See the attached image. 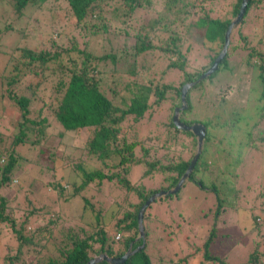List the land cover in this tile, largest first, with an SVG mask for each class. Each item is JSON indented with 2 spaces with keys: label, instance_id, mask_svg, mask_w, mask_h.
Instances as JSON below:
<instances>
[{
  "label": "trees",
  "instance_id": "16d2710c",
  "mask_svg": "<svg viewBox=\"0 0 264 264\" xmlns=\"http://www.w3.org/2000/svg\"><path fill=\"white\" fill-rule=\"evenodd\" d=\"M6 1L17 18L23 17L27 8L31 17L34 16L35 19L41 16L48 20L51 18L50 11L44 7L51 0H0V5ZM55 2L53 8L63 14V17L67 16L70 22V28L67 27L65 32L70 44L61 43L60 40L64 37L62 30L57 31L60 40H54L52 36L46 38L50 42L49 48L41 46L42 43L39 42L33 47L13 44L6 55L4 67L0 70V85L4 84L0 91V115L7 109L3 98L6 99V104L10 101L14 108V114L8 117V124L14 131L10 134V141L0 149V225L7 222L11 231L17 234L18 245L16 253L4 257L3 263L18 264L21 255H26L27 264H86L90 258L100 253L120 257L130 245L134 249L143 243L142 247L120 264H157L156 260L162 258L163 254L159 243L169 245L171 240L176 239V232L179 230L175 231L172 228L171 220H166L165 217H163L165 221L156 218L151 209L157 200H160L159 202L170 200L181 219L178 229L182 230L186 237H190L193 226L192 214L185 205H182L184 200L182 193L188 184L209 191L214 198V206L205 211L201 218L209 216L213 208L214 218L229 211L235 213L238 221L241 214L246 217V208L241 207L243 205L239 199H235L236 185L241 183V168L244 170L246 167L245 158L251 156V150L257 152L259 149L254 143H250L246 149V140L236 133L240 127L239 123L246 115L245 111L232 109L228 113L217 112V109L222 110L226 103H232L224 97L222 89L219 99H215L216 108L212 114L202 113L203 117L198 114L201 113L200 109L210 106V98H203L206 95L201 93L205 82L218 73L230 72L232 70V65L229 64L230 57L237 50L247 52L242 59L244 62L264 70V0L248 1L241 20L231 33L227 52L219 62L217 70L187 91V107L180 113V119L186 124L199 122L205 126L201 153L177 191L161 196L160 199L155 198L147 206L143 215L144 239L139 240L135 238L138 233L137 214L142 204L154 193L170 190L178 183L196 152L197 142L194 134L180 130L174 125L171 113L168 133L173 140L180 138L182 149L173 152L170 158L163 154L161 157L148 160L146 156L151 150L150 144H143L148 135L139 138L133 130L136 126L139 128L138 122L148 115L152 106L162 107L169 103L174 110L180 105L182 85L196 80L210 67L222 49L225 31L239 11L241 0H55ZM224 7L229 13L220 15L219 12H223ZM107 9L113 21L117 22L122 17L126 27H117L120 31L119 42L115 47L117 51L95 54L88 49V45L91 37L98 34V28L106 30L107 23L101 21L104 19L103 10ZM3 12L1 9L0 21L3 22V27H0V34L17 33L19 38L17 43L31 38L30 33L25 34L23 30L27 23L22 27L18 26L17 31L8 21L9 17L4 19ZM137 12L140 14H135ZM111 24L113 23L109 22V25ZM246 27L252 29L251 35L245 32ZM42 34L43 32L37 34L39 39H42ZM234 36L237 37V41L234 40ZM129 38H132V43L127 48H122L120 52ZM191 51L198 52L196 55L198 58L199 52H204L202 57L207 56L206 62L203 63L202 60L195 66L189 63ZM107 60L113 66L120 62L125 63L123 65L126 67L128 77L124 72L119 74L116 80L124 82L123 92L127 93V96L117 94V85L109 88L113 92L112 98L105 93L107 80H104L99 72L100 74L102 72V75L106 72L100 64ZM157 64H162L158 72L155 68L158 67ZM48 70L49 74L61 76L47 96L52 98L51 102H46L37 93L38 86L47 76L44 72ZM169 75H173V78L166 80ZM256 78H259L263 85L261 96H264V73L258 74ZM142 85L148 86L147 94L137 92V87ZM18 86H23V91L16 92ZM108 86H111L110 83ZM35 95H38V99H34ZM116 97H119V101H116ZM36 101H41L42 105L40 108L32 109V104ZM44 110L48 111V115L44 114ZM51 117L61 126L58 135L83 129L88 135L85 147L82 148L85 157L68 159L69 156H66L64 162L60 163V168L68 167V170L74 173L73 181L69 180L65 185L62 183V176L58 179L51 173L49 180L52 181H45L43 184L56 191V199L53 201L55 206H61L64 201L78 197L83 202L81 217H85L88 211L91 214L87 225L64 230L63 227H58L61 224L56 211V215L53 216L54 212L51 213L39 206L33 205L27 209L25 214L27 217L49 214L46 222L51 229L48 230L47 237L37 233L45 238L44 242L57 239L56 232H60L63 246L52 253L44 242L39 243L40 237L35 239L34 233L41 228L27 229L26 225L29 231L18 230L15 217L4 215L10 197L8 198V193H1L2 189L13 188L19 181V191H28L31 182L28 185H23L22 182L26 180L28 172L32 173L35 166L42 164L40 159L45 158L49 162L57 160V146L53 145V139L48 134L51 133L49 131ZM247 133L248 137L251 136V131ZM218 134L221 137L215 143L214 138ZM259 140H264V136ZM219 144H222V147ZM212 145L219 146L216 150H220L223 159L226 160L223 168L215 164L213 154L210 155ZM154 149L153 152L159 150L156 146ZM183 151H186V154ZM252 161L254 160L249 158L247 162ZM135 166L142 167L139 182H131L128 178ZM40 169L41 167L38 168ZM214 169L217 173L216 178H220L219 183L215 179L210 180ZM44 173L40 175L43 176ZM40 180L33 178L32 183H39ZM142 180L155 182L160 186H146ZM104 181L115 182L122 190L119 192L118 201L115 198L110 203L113 205L111 207H104L100 205V200H104H94L87 195L92 188L106 186ZM29 190L33 192L32 189ZM26 194L25 196L31 199V193L28 191ZM29 201L33 203V200ZM190 204L191 202L188 203L189 209ZM105 210L110 214L102 213ZM250 216L253 227L256 225L258 215L250 213ZM204 220L199 221L202 223ZM213 231L212 228L210 240ZM161 238L165 239L164 242ZM256 260L257 254L254 251L247 261L240 264H255ZM167 261H171L170 258ZM95 264L115 263L102 260Z\"/></svg>",
  "mask_w": 264,
  "mask_h": 264
},
{
  "label": "rangeland",
  "instance_id": "374dc122",
  "mask_svg": "<svg viewBox=\"0 0 264 264\" xmlns=\"http://www.w3.org/2000/svg\"><path fill=\"white\" fill-rule=\"evenodd\" d=\"M54 5H56L55 0H51L44 5V7H46V9H48L51 13V16H49L51 18L49 20L47 18H42V16L38 19H35L34 16L31 17L29 8L26 9V14L23 17L17 18L16 15L11 12L8 1L0 5V10L3 9L4 11L3 13L5 20L9 17L8 21L12 23V26L15 27L17 31L19 29L18 26L22 27L25 23H27L25 29L23 30L25 34L30 33L31 35V38L27 39L26 41L17 43L19 40L17 33H4L5 35L0 34V70L3 69L6 55L9 51V48L13 46V44L19 46L28 45L33 47L38 44L37 42H39V44L42 43L41 46L49 48L50 45L48 43L50 42L47 41L46 38L52 36L54 40H60L58 38L59 36L57 35L58 30H62L64 35L63 39L60 40L61 43L64 45L70 44L69 37L65 35L66 29H68L67 27L70 28L68 17H63V14L58 13L57 9L53 8ZM108 10L109 9L105 11L103 10L104 19L101 21L107 23L106 30H104L102 27L98 28V34L93 38L91 37L90 43L88 45V49L94 51L95 54H105L113 50L117 51V48L115 47L119 42L118 35L120 33L117 27H126L122 22V17H120V20L117 22L116 20L113 21V18L111 17ZM227 13H229V10L226 7L223 8V12H219L220 15H227ZM135 14H140V12ZM109 22L113 24L109 25ZM130 24H132V21ZM0 27H3L2 21H0ZM31 28L34 30H31ZM234 29L235 28H233V30ZM42 32V39H39L40 37L38 38L37 34ZM245 32L250 34L252 29L250 27H246ZM234 37V40L237 41V37ZM122 39L123 37L120 40V45L122 43ZM198 40L200 41V39ZM131 43L132 38L127 39L124 46H120V52H122V48H127ZM258 47L260 46L258 45ZM237 51L230 57L229 64L232 65V70L230 72H224L222 74L218 73L215 77L205 82L201 93L202 95H206L203 98H210H208L210 101V106H208V108L206 107L204 109H200L201 113H199L198 116L203 117L204 115H202V113L212 114L216 108L214 105L215 99H219L222 89H224V97L227 100H230L232 103H226L223 109H217V112L221 111L223 113H228L232 109H241V111H245L246 115L239 123L240 127L236 133L238 136L246 140V149L249 148L250 143H254L256 145L255 147L259 149L256 150L257 152H253L254 149L251 150V156L245 158L244 162L246 161V167L244 170L241 168V183H237L236 185L237 192L235 199H239L238 201L243 205L241 207L246 208V217L241 214L238 221L235 213L233 211H229L225 214L219 215L217 218H214L213 216L215 214V210L213 208L210 211L209 216L201 218L205 211H208L209 208L214 206V198L209 191L206 192L200 190L194 184H188L185 186V189L182 193V196H184L182 205H185L190 214H192L193 226L190 237H186V234L182 230L178 229L181 219L177 216L171 201L167 199L164 202H159L160 200H157L158 202L154 203L153 208L151 209L153 214L156 216V218L162 221H165L163 220V217H165L166 220H171L172 228L175 231L179 230L176 232V239L171 240L172 244L170 243L169 245L165 246L164 243H159L163 254L162 258H158L156 260L157 264H240L247 261L250 254L254 251H256L257 254V260L255 264H264V140H259L261 136H264V96H261L263 85L259 81V78H256L258 74L264 73V70L255 68L254 65H250L249 63H246L242 60L245 53H247L246 51ZM190 53L189 63L191 62V64L194 66L202 60L203 63H205L207 60L206 55L202 57L204 52H199V58L196 57L198 52L194 53L191 51ZM193 53L194 56L192 55ZM123 64L125 63L120 62L113 66L109 60L101 62L100 64L106 70L103 75L102 72L101 74L99 72V75H101L104 80H107L105 93L110 98L113 97V92L110 91L109 88L114 85H117V94L119 96L121 94H124L125 96L128 95L127 93L123 92L124 82L116 80L119 77L118 75L124 74V72L128 77L126 67ZM100 65L99 69L101 67ZM157 66L158 67L155 68L158 72V70L162 67V64H157ZM45 73L47 76L42 81V84L38 86L39 91H37V93L46 102H51L52 98L50 99L47 96L50 90L54 87L56 81L61 76L58 74H49V70L45 71L44 74ZM120 76L126 78L124 75ZM168 78H173V75L166 77V80H168ZM108 83H110L111 86H108ZM2 87H4V84L0 85V91L2 90ZM146 87L148 86H138L137 92L139 94H147L148 89ZM22 88L23 86H18L16 92L23 91ZM38 95L33 96L34 99H38ZM115 99L116 101H119V97H116ZM2 101L7 106V109L5 113L3 112V114L0 115V149L6 145L7 141H10V134H12V131H14L13 127L8 124V117L14 114V108L10 101L8 104H6L5 98H3ZM41 105V101L33 102L32 109L40 108ZM47 112V110H44L45 115H48ZM36 113L34 115H36ZM171 113L173 114L174 110L171 109L169 103H166V105L162 107L152 106L148 111V115L145 116L143 120L138 122L139 128L136 126L133 130V132L136 133L139 138H145V136L148 135V139L143 143L146 145L150 144L149 146L151 150L146 156L148 160L155 159L158 156L161 157L163 154H165L167 158H170L172 157L173 152L182 149V146L180 147L181 143L179 142L180 138L173 140L168 133L169 116ZM223 116L224 114H222V117ZM50 124L51 128L49 131L51 133L48 134L53 139V145L57 146V160L54 162H49L48 159L41 158L40 160L42 161V164L35 166V170H32V173L31 171L28 172L26 180L22 183L23 185H28L31 182L28 186V191L32 195L31 199L25 196L27 195L26 193H28L27 190L26 192L19 191L20 181L16 183L13 188L1 190L2 194L8 193L9 196H7L8 198L10 197L5 206L4 215H13V217H15L16 228L18 230L22 231L24 229L26 232L29 231L27 230L29 228L34 230L41 228V230H37L34 233L35 239L40 237L37 233L47 237L46 235H48V230L51 228L46 222L49 214L44 216L35 215L33 217H27L25 215L27 214L26 210L32 208L33 205L34 207L39 206L42 209L49 210L51 213L54 212L53 216H55V213L57 212L60 216L59 224H61L58 227H63L64 230L68 229L69 227L75 229L78 225H87V220H89V215H91L88 211L86 212L85 217H81V207L83 202L78 197L72 198L70 201H64L63 205L61 206H55L53 201L56 199V191L52 189V187H48L43 184L45 181H52L49 180L51 173H53L58 179L60 176H62V183L65 185L67 182H69V180L73 181L72 178L74 177V173L71 170H68V167H65L64 169L60 168V163L62 161L64 162L66 156H69L68 159H75L77 157L79 158V156L85 157L84 150L82 148L85 147L84 145L88 132L83 129L78 132L68 131L63 135H58V131L61 130V126L53 117H51ZM126 125L127 124H124V126ZM247 131H251V136H247ZM220 137V134L215 135L214 142L216 143ZM219 145L222 147V144ZM155 146L156 148H159V150L156 151L157 153L152 151L155 150ZM217 147L219 146H210V155L213 154L212 158L214 159L215 164L223 168L226 160L223 159L221 151L216 150ZM188 150L190 153L189 146ZM183 153L186 154V151H183ZM216 157L219 159H216ZM249 158H252L254 161L247 162ZM39 167H41L40 170H38ZM141 168V166H135L132 169L128 175V178L131 182H139V180H141ZM41 173H44V175L41 176ZM216 176L217 173L214 169L210 176V180L215 179L217 183H219L220 178H216ZM33 178L40 180V182L32 183ZM76 180L78 181V177H76ZM142 181L146 186H160L155 182L150 183V181ZM104 183L106 186H103V188L100 186L92 188L87 192V195L94 200L102 199L104 201L100 200V205L102 204L104 207H111L113 205H110V203H112L113 199L115 198L118 201L119 192H122V190L116 186L115 182L104 181ZM29 189H32L33 192ZM160 198V196L156 197V199ZM29 200H33L34 204ZM189 202H191L190 209L188 208ZM261 204H263V206H261ZM106 211L107 210L103 211L102 213L109 215L110 213ZM250 213L252 215L254 213L258 215V218H256L258 223L256 222V225L253 227L250 223ZM199 220L204 221L201 223ZM212 228L214 231L210 240L209 235ZM174 230L173 232H175ZM56 234L58 235L57 239H49L47 242H44L45 238H39L41 239V241L39 240V243L42 244L44 242L46 246H48V250L51 253L55 252L57 249L59 250V248L63 246L61 243L62 237L60 232L57 231ZM16 236L17 234H14L11 231V228L8 226L7 222H4L0 225V264H4V257L14 255L16 253V248L18 246ZM161 240L164 242L165 239L161 238ZM30 247L31 246H29V248ZM22 256L23 255H21L17 263L27 264L28 260L26 255L23 257ZM169 258L171 261H167Z\"/></svg>",
  "mask_w": 264,
  "mask_h": 264
},
{
  "label": "water",
  "instance_id": "95a60500",
  "mask_svg": "<svg viewBox=\"0 0 264 264\" xmlns=\"http://www.w3.org/2000/svg\"><path fill=\"white\" fill-rule=\"evenodd\" d=\"M248 1L249 0H241L239 11L237 12L234 19H232L230 21V23H229V25L225 31V34H224V43H223L222 49L220 50L218 55L214 58L212 65L205 72H203L196 80L185 82L181 87L180 105L175 107L174 113L172 116V121L178 129L189 131L195 135L196 141H197V149H196V152L193 155L186 171L181 176V178L179 179V181L175 185V187L170 189V190H161L159 192L154 193L153 195L148 197V199L145 201L144 204H142V206H141V208L137 214L138 233H137L135 240L144 239L143 215H144V211L147 208V206L150 205V203L153 202L156 197L166 195L169 193H174L175 191H177L179 189L180 185L183 183L185 177L188 176V174L193 169V167L196 163V160L198 159V157L201 153V149H202V145H203V141H204V136H205V126L199 122L192 123V124H186L180 120V113L187 107L186 93L190 89V87L194 86L196 83L205 79L207 76L211 75L214 71L217 70L219 62L222 60V58L225 56V54L227 52L228 45L230 44L232 30H233L234 26L241 20L243 14H244V11L247 7ZM142 246H143V243L141 245L136 246L134 249H132V245H130L128 247V249L125 251V253L120 257L108 256L105 253H100L97 256L90 258L86 264H95V263L100 262L102 260H105L109 263L120 264V263L125 262V260L130 255H132L135 251H137Z\"/></svg>",
  "mask_w": 264,
  "mask_h": 264
},
{
  "label": "clouds",
  "instance_id": "9594fccd",
  "mask_svg": "<svg viewBox=\"0 0 264 264\" xmlns=\"http://www.w3.org/2000/svg\"><path fill=\"white\" fill-rule=\"evenodd\" d=\"M207 77H208V76H207ZM180 120H181V119H180ZM184 131H185V130H184ZM205 131H206V130H205ZM192 134H193V133H192ZM194 136H195V135H194ZM204 137H205V136H204ZM196 142H197V141H196ZM203 142H204V141H203ZM196 145H197V144H196ZM174 187H175V186H174ZM174 187H173V188H174ZM171 189H172V188H171ZM162 196H164V195H162ZM160 197H161V196H160Z\"/></svg>",
  "mask_w": 264,
  "mask_h": 264
}]
</instances>
